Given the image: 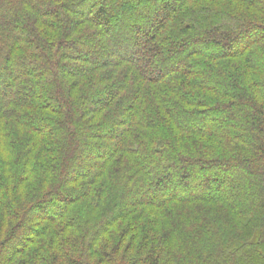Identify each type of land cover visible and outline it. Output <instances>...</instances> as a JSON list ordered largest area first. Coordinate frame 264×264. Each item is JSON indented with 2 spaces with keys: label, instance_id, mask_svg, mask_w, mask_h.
Here are the masks:
<instances>
[{
  "label": "trees",
  "instance_id": "obj_1",
  "mask_svg": "<svg viewBox=\"0 0 264 264\" xmlns=\"http://www.w3.org/2000/svg\"><path fill=\"white\" fill-rule=\"evenodd\" d=\"M0 264H264V0H0Z\"/></svg>",
  "mask_w": 264,
  "mask_h": 264
},
{
  "label": "rangeland",
  "instance_id": "obj_2",
  "mask_svg": "<svg viewBox=\"0 0 264 264\" xmlns=\"http://www.w3.org/2000/svg\"><path fill=\"white\" fill-rule=\"evenodd\" d=\"M83 52H84V50H83ZM86 52H87V50H86ZM86 52H84L83 54H86ZM108 145H110V144H108ZM90 166H91V162H89V158H88L87 164L84 166L83 170L86 171L88 168H90ZM30 222H31V224H35V218L31 219ZM18 242H19V240L14 241L15 244H18Z\"/></svg>",
  "mask_w": 264,
  "mask_h": 264
}]
</instances>
